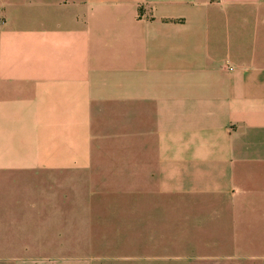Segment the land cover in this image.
<instances>
[{"label":"crops","instance_id":"1","mask_svg":"<svg viewBox=\"0 0 264 264\" xmlns=\"http://www.w3.org/2000/svg\"><path fill=\"white\" fill-rule=\"evenodd\" d=\"M127 171L132 205L262 229L264 0H2L0 264H88L75 173Z\"/></svg>","mask_w":264,"mask_h":264},{"label":"rangeland","instance_id":"2","mask_svg":"<svg viewBox=\"0 0 264 264\" xmlns=\"http://www.w3.org/2000/svg\"><path fill=\"white\" fill-rule=\"evenodd\" d=\"M98 179L75 173L64 215L72 253L88 264H264V225L244 229L242 205H132L128 171Z\"/></svg>","mask_w":264,"mask_h":264}]
</instances>
